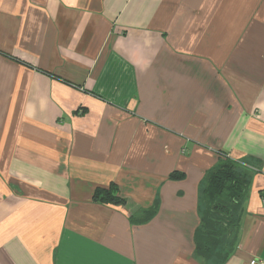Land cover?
Masks as SVG:
<instances>
[{"label": "crops", "instance_id": "crops-1", "mask_svg": "<svg viewBox=\"0 0 264 264\" xmlns=\"http://www.w3.org/2000/svg\"><path fill=\"white\" fill-rule=\"evenodd\" d=\"M224 159L264 264V0H0V264H202Z\"/></svg>", "mask_w": 264, "mask_h": 264}, {"label": "trees", "instance_id": "trees-1", "mask_svg": "<svg viewBox=\"0 0 264 264\" xmlns=\"http://www.w3.org/2000/svg\"><path fill=\"white\" fill-rule=\"evenodd\" d=\"M171 178H178L171 173ZM249 176L229 159H224L204 177L200 186V221L194 232V249L202 264H222L232 250L233 232L241 212ZM117 187H98L93 198L118 200Z\"/></svg>", "mask_w": 264, "mask_h": 264}, {"label": "built area", "instance_id": "built-area-1", "mask_svg": "<svg viewBox=\"0 0 264 264\" xmlns=\"http://www.w3.org/2000/svg\"><path fill=\"white\" fill-rule=\"evenodd\" d=\"M251 263H252V264H262L261 261H259V260H257V259L254 260V261H252Z\"/></svg>", "mask_w": 264, "mask_h": 264}]
</instances>
